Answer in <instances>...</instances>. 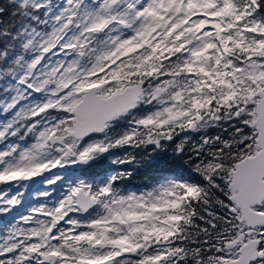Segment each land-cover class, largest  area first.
Listing matches in <instances>:
<instances>
[{
  "label": "snow or ice",
  "instance_id": "obj_1",
  "mask_svg": "<svg viewBox=\"0 0 264 264\" xmlns=\"http://www.w3.org/2000/svg\"><path fill=\"white\" fill-rule=\"evenodd\" d=\"M9 3L0 264H264V0ZM102 160L161 178L67 176Z\"/></svg>",
  "mask_w": 264,
  "mask_h": 264
},
{
  "label": "trees",
  "instance_id": "obj_2",
  "mask_svg": "<svg viewBox=\"0 0 264 264\" xmlns=\"http://www.w3.org/2000/svg\"><path fill=\"white\" fill-rule=\"evenodd\" d=\"M0 6H3L8 9V12L4 13L2 16H0V20L4 21V23H8L9 20L12 19H19L18 17L13 18L11 16V12L13 11L12 7L10 6L9 0H0ZM2 26V25H0ZM220 130L219 129H210L209 134L215 135L218 134ZM183 135L181 134V137ZM181 137H177L175 143L181 142ZM191 140L188 141L185 145L186 150L190 154L191 149L190 145L196 143L199 141V134H191ZM117 157H123L126 152H132V151H138L133 149H115ZM185 160H187V155L184 157ZM104 160H102L100 163H103ZM95 165L92 166V168L88 169L87 171L90 173L91 178L95 176L97 180L104 178L106 175V172L104 170L95 169ZM186 168L190 170V166L185 165ZM116 171H123V170H129L133 172V175L130 178L124 179L120 181V187L131 190V191H138L143 190L145 187H150L157 179L161 178V175L158 170L151 169V168H139L135 167L134 165H119L115 168Z\"/></svg>",
  "mask_w": 264,
  "mask_h": 264
},
{
  "label": "rangeland",
  "instance_id": "obj_3",
  "mask_svg": "<svg viewBox=\"0 0 264 264\" xmlns=\"http://www.w3.org/2000/svg\"><path fill=\"white\" fill-rule=\"evenodd\" d=\"M54 3H57L59 2V0H53ZM4 96V93H3V90L2 88H0V98H3ZM34 98H40V94H34ZM2 147V146H0ZM119 164H111L109 163L108 161L104 164H99V165H96L95 169H99V170H104L105 172H107V174H110V173H114L115 171H113L116 167H118ZM54 172L56 171L55 169L53 170ZM67 176L75 179L76 177H82V178H85L87 179L86 175L85 174H78L77 172H75L73 169L69 168L68 170V173H67ZM9 187V185H0V191H3L5 189H7ZM45 186L39 184V183H36L34 185H31L30 186V189L29 191H26L25 192V202H24V205L18 210L19 212H22L24 211L27 207H29L30 205H36V204H39V203H45V204H48L49 206L52 205V203L57 199L59 198L60 196H62L63 192L66 190V185L64 188H61L59 184H57L55 186V191L52 193V196L51 197H40L37 195V192L41 189H43ZM16 192V188L13 187L11 189V192H9L8 194L9 195H12ZM18 211L17 210H14V212L12 214H10L9 216L7 217H4V220L5 222L10 220L12 218V215H16L18 214ZM26 227L27 226H30V225H25Z\"/></svg>",
  "mask_w": 264,
  "mask_h": 264
},
{
  "label": "water",
  "instance_id": "obj_4",
  "mask_svg": "<svg viewBox=\"0 0 264 264\" xmlns=\"http://www.w3.org/2000/svg\"><path fill=\"white\" fill-rule=\"evenodd\" d=\"M184 135V134H183ZM73 168H80V166H74Z\"/></svg>",
  "mask_w": 264,
  "mask_h": 264
},
{
  "label": "flooded vegetation",
  "instance_id": "obj_5",
  "mask_svg": "<svg viewBox=\"0 0 264 264\" xmlns=\"http://www.w3.org/2000/svg\"><path fill=\"white\" fill-rule=\"evenodd\" d=\"M81 172V171H80Z\"/></svg>",
  "mask_w": 264,
  "mask_h": 264
}]
</instances>
